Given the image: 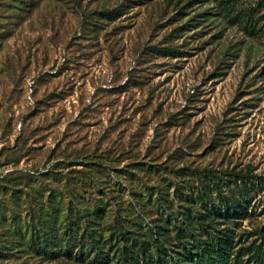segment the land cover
<instances>
[{"label": "rangeland", "instance_id": "1", "mask_svg": "<svg viewBox=\"0 0 264 264\" xmlns=\"http://www.w3.org/2000/svg\"><path fill=\"white\" fill-rule=\"evenodd\" d=\"M188 1L174 21L166 0H0V264H126L123 243L180 258L177 228L241 195L238 170L245 215L214 232L264 248V39L220 17L175 30L215 11ZM15 221L53 242L21 251Z\"/></svg>", "mask_w": 264, "mask_h": 264}, {"label": "trees", "instance_id": "2", "mask_svg": "<svg viewBox=\"0 0 264 264\" xmlns=\"http://www.w3.org/2000/svg\"><path fill=\"white\" fill-rule=\"evenodd\" d=\"M179 1L180 0H166V3L168 5H172V20L174 21H179V19H181L183 16L189 15V13L184 10L186 9L185 6L178 4ZM203 1L205 0H189L186 5L192 6L190 2L201 3ZM210 1L212 0H207L205 2ZM215 3V8L212 7V9L215 10L214 12H207L206 9L202 12L196 13L188 20H186V22L182 26H178L174 29L182 31H185L184 28L190 29L191 27L197 29L198 27H203L204 22L207 21L208 18L220 17V19L224 23V26H237L238 29H240L247 38L249 37L251 39H264V0H216ZM133 6L134 5H129L130 8ZM123 13L124 9L122 8V4H119L112 10H104L102 12V15L105 17H111L110 19H116ZM197 17H203V19L197 20ZM238 48L239 47L237 46V44L235 46L229 47L227 53H233ZM157 51L163 52L165 54L170 52L171 54L175 53L170 51L169 49H157ZM46 172H43L41 174L46 175ZM233 175L234 181H232V183H235L237 185V187L239 188L237 190L243 191L241 195L237 196L234 188H231L230 190L232 193L224 198H221L218 205L210 206L208 208L205 207V213H200L198 216H191L190 219H192V223L188 224L189 227L177 228L176 236H179L180 233H183V237L181 236V238H185L188 235V237H191L193 241L190 242V244L192 245L188 247L184 246V248L182 249L181 246L182 251L174 250L177 255H180V258H177L176 255L169 254L168 251L164 250L163 248H160V250L158 248H155V255H148L147 257L146 254H142L141 252H134L131 246H126L125 243H123L120 248H117L120 257L129 262L126 264H249V260L244 261L243 256L250 253V264H264V248H262L260 245L240 246L236 248L238 242L234 240L232 236L233 232L228 228V226H226L219 232H214L216 229V224H219V222L217 221L219 215H221L222 218L226 219V221L220 222L224 224L230 223L236 218H242L245 215L243 213V210H245L244 191L248 184L251 183V180L247 172L244 173L242 170L234 172ZM240 184H242L243 188H240ZM215 189H218V187L215 186ZM25 194L27 195V193ZM206 195L198 194L197 196L199 200L205 202ZM49 197L51 196H48V201H50ZM99 212L100 210L98 209L97 212H91L90 214H88V216L90 215L91 217H98L97 213ZM17 217H19V214ZM15 219L16 218H13V220ZM16 221L13 224L14 226L16 225ZM29 224L30 223H26L24 225V232L22 231L21 226L18 228L16 225L17 229L14 228V230L18 231L19 233V240L17 243L18 246L22 248L21 251L27 249L29 251L34 247H36L37 249H42L44 246H48L49 243L53 242V236H49L47 232L43 230L41 231V233H33L32 228L30 229ZM192 229L197 231L193 233L192 231L194 230ZM196 235H205L206 238H197L195 237ZM92 236L94 237L93 241L96 244L97 240L95 239V236L93 234ZM126 239L128 238L126 237ZM62 242L63 241L59 239V246H61ZM130 245L135 246L136 243L132 242L130 243ZM28 251L24 252L28 253ZM161 252L163 255H161ZM61 253L62 252L60 250H53L49 254L37 252L39 258L44 260L60 259ZM66 256V258H73L75 261L79 260L78 256L73 257L69 252L66 253ZM141 256L142 258H140ZM7 259L10 258L8 256H5L4 254H0V261H8ZM23 262L24 264H27L26 260H24ZM90 263H92V261Z\"/></svg>", "mask_w": 264, "mask_h": 264}]
</instances>
